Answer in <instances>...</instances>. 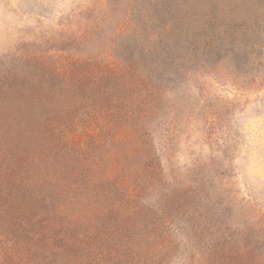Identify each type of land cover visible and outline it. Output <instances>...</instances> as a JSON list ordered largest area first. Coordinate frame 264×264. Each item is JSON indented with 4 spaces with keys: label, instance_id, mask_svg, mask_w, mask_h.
Returning <instances> with one entry per match:
<instances>
[{
    "label": "rangeland",
    "instance_id": "1",
    "mask_svg": "<svg viewBox=\"0 0 264 264\" xmlns=\"http://www.w3.org/2000/svg\"><path fill=\"white\" fill-rule=\"evenodd\" d=\"M0 264H264V0H0Z\"/></svg>",
    "mask_w": 264,
    "mask_h": 264
}]
</instances>
